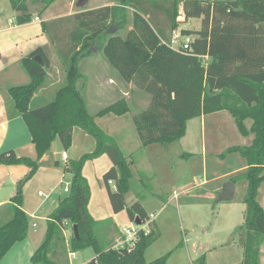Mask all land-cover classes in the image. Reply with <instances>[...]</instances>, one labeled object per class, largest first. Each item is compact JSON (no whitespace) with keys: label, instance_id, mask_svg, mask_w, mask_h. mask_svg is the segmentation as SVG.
Segmentation results:
<instances>
[{"label":"trees","instance_id":"1","mask_svg":"<svg viewBox=\"0 0 264 264\" xmlns=\"http://www.w3.org/2000/svg\"><path fill=\"white\" fill-rule=\"evenodd\" d=\"M8 1L17 13L16 23L22 25L30 22L32 13L43 15L57 0ZM112 3L41 24L46 35L52 24V36L48 39L64 72L62 85L48 104L34 110L29 107L48 77L50 63L42 48L20 61L28 83L7 90L14 114L22 118L28 130L36 159L17 157L12 151L0 154V165L28 168L17 184L15 195L5 205L10 218L0 225V261L14 244L24 241L28 235L29 218L21 209L24 185L34 177L39 161L49 153L52 143L59 140L61 148L68 150L73 129L79 128L95 140V149L77 161L67 162L64 171L70 175L68 194L49 214L43 240L30 262L65 264V255L90 248L96 257L86 264H166L168 255L145 261L146 250L160 232L140 202L125 206L133 163L95 121L96 117L125 116L130 106L122 98L92 116L79 86L84 81L79 61L93 56L94 50H101L124 83L150 96L148 108L133 118L143 148L174 144L185 136L188 121L221 111L229 113L241 136L253 135L250 145L231 146L218 158L224 160L228 155L238 154L246 163L245 171L230 179L233 184L246 183L242 198L244 220L233 230L232 237H238L243 253L241 264H260L264 210L257 196L264 182V0L208 3L112 0ZM180 10L184 21L202 19L199 31L180 32L193 38L190 51L185 52L170 48L172 34L179 27ZM124 29L126 37L121 38L117 31ZM246 120L251 121L249 129ZM102 156L111 161L102 180L113 213L125 210L131 222L148 226V231L138 229L132 247H110L102 232L109 220L97 221L88 210L91 192L83 169L86 163ZM192 156L182 154L185 159ZM108 182L114 183V192ZM68 226L70 233L66 239L63 229ZM195 264H205V255Z\"/></svg>","mask_w":264,"mask_h":264},{"label":"crops","instance_id":"2","mask_svg":"<svg viewBox=\"0 0 264 264\" xmlns=\"http://www.w3.org/2000/svg\"><path fill=\"white\" fill-rule=\"evenodd\" d=\"M66 1V3H64L60 2V0H57L50 6L48 10L45 11L43 15L37 16L35 13H32L30 22L18 25L16 23L17 13L11 9V7H9V1L6 3V0H0V154L12 151L17 157H26L32 160L36 159V152L33 144L31 143L28 130L22 118L14 114L12 103L7 92L10 87L26 85L29 81L27 74L21 68V59L36 49L42 48L44 49L50 63L46 84L41 90L34 94L29 106L31 110L48 104L63 82V78L57 75L59 71L58 69L61 65L59 57L56 55L54 45L51 44L47 35L43 32L41 24L43 22H50L56 19L69 17L79 12L108 6L112 3L108 2V4H96L90 8L74 10L75 4L78 3V5L83 6L88 2V0H78V2L76 0ZM35 18H38V21H36ZM181 18H183V16H180V19ZM106 64L108 65L105 59H101L95 55L80 60L78 63V66L80 65L79 70L84 76V81L80 82L79 86L82 87V94L85 99L86 106L87 97L91 103L97 105V103L105 100V97H107L112 92L118 93L122 96H127L129 94L128 90L130 91L131 86H133L132 84H126L127 91L124 92L121 89L117 79L108 75L107 72L109 69ZM226 113L227 112L225 111H221L196 118L199 119L201 126V150L198 153L192 154L193 156L190 158V160L196 159L200 162L201 167H203V164L207 161V158L218 160V156L222 153L214 154L212 151L209 152L207 149V142H209L210 147H213L212 145H214L216 142L227 139V131L225 126H230L234 120L229 115V113H227L228 115ZM95 115L96 113L93 116ZM211 118L214 119L212 120ZM210 119L211 121H208ZM106 120L110 121L111 119L107 118V116L106 118H95V121L99 126L100 122H105ZM207 125H209V130H207ZM100 127L102 128V126ZM104 131L109 136L113 137L110 132L106 130ZM186 134L187 126L185 136ZM185 136L183 138H185ZM244 139L245 144L241 146H248L253 139V135L250 134L247 137H244ZM171 145H167V147ZM229 147L231 146H228L225 149ZM94 149L95 140L79 128L73 129L72 142L68 150H63L61 148L59 140H55L52 143L49 153L43 156L39 161L38 171L34 177L23 187L21 209L28 216L29 227L31 226L33 230L31 229L32 231H28L27 238L24 241L13 245L9 252L2 258L0 264H32L30 262V258L43 240L48 216L65 197L63 194L59 195L58 197L55 195L58 185H62L64 180H66V183L63 191L64 193H68L66 188H69L68 186L70 185V176L64 171L65 167L67 166V162L77 161L84 154L92 153ZM165 149L166 146L150 145L144 148V156H140V160H142V162L140 161L141 164L150 166V161L152 160L153 164L159 165L158 168H155L154 166V173L156 178L158 176L159 179H161L163 176L164 171L167 172L168 177L171 175V167L169 168V163L166 161L167 154ZM63 151L66 152L67 155L66 160H63L61 157V153ZM106 158L108 157L102 156L96 160L86 163V165L89 163L97 164L99 160H102L103 163H105L104 161L107 160L108 164H105V168H101V170H99V175L97 176L98 178H102L104 173L107 171L105 170V172H102L104 169H106V165L108 167L107 169L110 167L109 164H111V161ZM129 161L133 163L131 165L133 166L134 162L132 160ZM219 162L220 164L227 162L230 163V165L226 169H215L211 176H208L207 171L204 172V169L202 168L203 172L201 176V185L203 188L204 186H211L209 188L210 190H208L211 192L210 194H213V196L216 198L220 195L224 183L230 182L231 178L241 175L246 169L245 161L240 158L238 154L228 155L224 160H219ZM27 173L28 168L23 165H0V225L10 218V211L8 207H5V205L10 203L12 197L15 195L18 182L21 181ZM84 176H86V174ZM219 181L221 182L218 183ZM241 184H244L243 181L233 184L234 192L231 200L234 198L235 193ZM109 187L111 191L114 192L115 186L113 182L111 185H109ZM208 190L205 189V195L202 196L204 199ZM39 193H41V195H39ZM128 194L129 192L124 197L125 206L129 207L138 201L149 215L150 212L147 211L145 207L146 205L148 207H154L153 209L159 208L161 206V208H163L164 204H169V201L172 200L169 199L168 202H164V197L161 198V200L154 197H147L139 200L137 197H133L127 204L126 196ZM202 197H194V200L199 202L202 200ZM257 201L264 210V182L258 189ZM244 211L241 212L242 223L244 220ZM89 213L92 216L90 210ZM120 213L114 214L112 211L108 218L105 219L109 221L106 223V225H104L102 232L110 247L122 237L121 233H123V231H121L117 223V217ZM94 219L97 221H105L101 219L98 220L96 218ZM34 221H41L43 222V225L38 228L39 225L34 223ZM133 224L134 222L130 221V227ZM146 225L147 224H144L141 227L139 226V228H143L145 231H148ZM240 225L235 224L231 225L230 227H233L232 230H234ZM231 244H234L233 246L242 251L238 241L235 238L232 239V242L228 246H232ZM260 255V264H264V242L260 248ZM95 257L96 256L93 253V256H89L87 258L85 264Z\"/></svg>","mask_w":264,"mask_h":264},{"label":"rangeland","instance_id":"3","mask_svg":"<svg viewBox=\"0 0 264 264\" xmlns=\"http://www.w3.org/2000/svg\"><path fill=\"white\" fill-rule=\"evenodd\" d=\"M65 1L66 0H60V2L66 3L67 1ZM76 1L78 2V0ZM176 1L184 2L191 0ZM196 1L208 3L212 1L234 0ZM108 2L111 3L112 0H88L83 6L78 5V3L75 4L74 10L90 8L96 4H108ZM6 3H8V0H6ZM180 14L183 16L182 10H180ZM51 25L52 24H50L47 29V36L49 39L52 36L50 31ZM201 26V18H191L186 22L181 18L177 31L181 32L185 30L196 32L201 29ZM126 33V29L117 31V35L121 38H125ZM94 52L95 56L104 59L101 50L97 52L94 50ZM107 67L109 69L107 72L108 75L112 78H116L121 89L126 92V83L120 79L114 69L110 68L108 65ZM58 70V74H56L63 78L64 72L61 65ZM130 89V91L128 90L129 94L127 96L112 92L105 97V100L97 103V105L91 103L87 97V110L89 114L93 116L101 109L122 98L126 99L130 106V111L125 116L114 118V116L108 115L107 118H110L111 122L108 120L100 122V126L112 134L125 157L134 162V165L131 166V189L126 196L127 204L133 197H137L139 200L147 197L159 198L161 200V198L164 197V202H168L169 199H172L169 201V204H164L163 208H161V206L153 209L154 207L145 206L147 211L150 212V221H155L154 227L160 232V236L146 250L144 255L145 261L152 262L168 255L166 264H195L202 255H205V264H241L243 260L242 251L233 246L234 244H231L232 246L228 245L232 242V239H234V237H232L233 227L230 226L235 224L240 225L242 223L241 212L245 209L242 198L246 190V183L243 182L244 184L239 186L231 201H219L218 197L216 198L213 194H210L209 188L211 186H204L206 190H209L206 192L205 199L202 197L205 195V189L201 185L202 168L204 172L207 171L208 176H211L215 169H226L230 163L224 162V164H220L219 158H217L218 160L207 158V161L203 164V167H201L200 162L196 159L190 160V158L185 159L182 157L183 153L195 154L201 150V126L199 119L196 118L187 122V134L185 138L168 146L169 148L166 146V161L169 163V168L171 167L170 177H168L167 172L164 171L163 176H160L161 179H159L158 176L156 178L154 166L158 168V164H153L152 160L150 161V166L141 164L142 160H140V156H144L145 150L140 145L133 124V118L148 108L151 99L148 94L139 91L134 85L131 86ZM211 119L213 120L214 118ZM211 119L208 121H211ZM249 121L250 120H246L245 122L247 129H249L248 127L251 125V121ZM233 123L230 126H225L227 131L226 140L224 139L220 142H216L212 145L213 147H210L209 142H207V149L209 152L212 151L214 154H219L228 146H241L245 144L244 137L239 134ZM209 129V125H207V130ZM104 162L105 163L99 160L97 164H87L83 174H86L84 177L87 179L91 191L88 209L93 218L98 220H105L112 213L103 180L101 177H97L99 175V170L105 168V164H108L107 160ZM109 166L111 167V164H109ZM107 168L106 165V169L102 172L108 170ZM220 182L221 181L218 183ZM65 183L66 180L63 181L62 185H58V189L55 192L56 197L61 194H63V196L68 194L63 191ZM197 196L202 197V200L196 202L194 197ZM34 223L39 225L38 228L43 225L41 221H34ZM117 223L121 231L124 232L126 230H131V228L137 231L139 226H142V224L134 222L130 227V221L125 210L118 215ZM146 227L148 229L147 225ZM69 228L70 226H68L66 237L64 236L66 239L69 237ZM31 229L32 227L30 226L29 230L32 231L33 229ZM235 239L238 241V237H235ZM119 242L120 239L113 246L118 245ZM89 256H93V251L90 248L75 253L73 259L69 258V255H65L63 258H65V264H85ZM58 259L61 260L60 258Z\"/></svg>","mask_w":264,"mask_h":264},{"label":"built area","instance_id":"4","mask_svg":"<svg viewBox=\"0 0 264 264\" xmlns=\"http://www.w3.org/2000/svg\"><path fill=\"white\" fill-rule=\"evenodd\" d=\"M35 20L38 21V18H35ZM192 44H193V38L191 36H183L177 30L173 32L171 41H170V48H172L173 50L181 51V52L190 51ZM61 157L63 160H66L67 158L66 152L63 151L61 153ZM111 183L112 182H108L109 185H111ZM68 189L66 188V191H68ZM39 195H41V193H39ZM63 226H66V223H64ZM140 229L145 231L143 228H140ZM137 231L136 229L126 230L125 232L123 231L119 244L115 245L114 248H122L124 245H127L128 247H132L133 242L136 238ZM66 233H67V228H64L63 235L65 237H66ZM69 258L73 259L74 254H69Z\"/></svg>","mask_w":264,"mask_h":264},{"label":"water","instance_id":"5","mask_svg":"<svg viewBox=\"0 0 264 264\" xmlns=\"http://www.w3.org/2000/svg\"><path fill=\"white\" fill-rule=\"evenodd\" d=\"M233 192H234V185L230 182L224 183L222 186V191L220 195L218 196V200L219 201H230L233 196ZM74 232L75 234H77L76 227H74Z\"/></svg>","mask_w":264,"mask_h":264}]
</instances>
